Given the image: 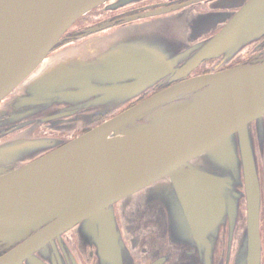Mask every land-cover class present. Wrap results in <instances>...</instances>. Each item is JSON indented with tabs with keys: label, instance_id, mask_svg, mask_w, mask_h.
<instances>
[{
	"label": "water",
	"instance_id": "1",
	"mask_svg": "<svg viewBox=\"0 0 264 264\" xmlns=\"http://www.w3.org/2000/svg\"><path fill=\"white\" fill-rule=\"evenodd\" d=\"M109 1L0 0V124L15 127L0 136L13 133L0 142V243L20 244L0 264H50L57 242L74 259L71 230L88 264H137L134 240L146 251L154 223L177 254L151 264H211L227 222L231 243L242 228L233 264H264V62L188 77L264 33V0L195 46L167 17L55 50ZM100 114L112 117L74 140L35 135Z\"/></svg>",
	"mask_w": 264,
	"mask_h": 264
},
{
	"label": "flooded vegetation",
	"instance_id": "2",
	"mask_svg": "<svg viewBox=\"0 0 264 264\" xmlns=\"http://www.w3.org/2000/svg\"><path fill=\"white\" fill-rule=\"evenodd\" d=\"M248 2H250V0H112L99 7H96L79 18L68 29V31L63 36V43H61L55 50H59L70 45H77L83 42L85 39L91 37L111 35L121 28L167 17H175L179 21L183 34L188 40L189 44L195 46L200 42L216 36L230 23V21H232V19ZM106 6H110V9L105 10ZM205 15H208L209 19L202 20V26L198 29H194V21L198 17ZM205 23L208 24L203 26ZM248 41V44L229 62L228 60L226 61L222 55L210 60H205L200 65V67H198L188 77L216 71L219 72L239 65L262 64L264 62V33L256 38H251ZM173 83L176 82H165L162 85L156 86L154 90L150 91L145 96L134 100L126 108H130L139 101L150 97L165 88H168L169 86L173 85ZM2 106L3 102L0 104V107ZM126 108L122 109L121 112ZM111 117L112 116H109L108 114L96 115L91 128L84 129L83 131L76 129L71 132H59L41 126L35 131V135L59 137L70 141L109 120ZM6 118L7 116H4L3 119L5 120ZM5 126L6 123L0 124V129L3 128V130L0 131V136L15 128H6ZM254 128H256L255 123ZM11 136H13V133L1 138L0 142ZM195 164L199 166L198 163ZM201 167L205 168L209 167V165L206 166L202 164ZM142 196L143 193H140L136 201H132L128 205L133 206V203L134 205H138V202ZM165 204H167V202H165ZM243 206L246 208V203H244ZM135 211L136 209L127 212L130 214V216L132 213H134L135 218ZM147 215L151 217V221H156L152 213H147ZM144 230L146 236L141 240H144L147 243V245L145 244L146 251L137 249L139 244L136 240H134V244H136L137 247L134 248V256L136 258L137 264H151L155 260L164 258L168 253L174 252L177 254V251L174 247L175 245L171 242L170 236L168 234L163 236L161 227L159 225L154 223L147 229L144 228ZM230 232V224L227 222L221 228L220 234L218 236L217 246L215 248L216 253L213 255L211 264H233L235 252L238 246V239L242 232V228H240L238 233L235 234L232 243ZM62 237L64 243L67 245L68 249L72 251L75 258L73 259L72 257L66 255L61 243L57 242L56 247H52L49 251L51 258H45V261H48L50 264H52L51 260L54 259L56 264H60L55 255L57 254L63 257V264H88L78 250L76 235L73 230L65 233ZM156 238L157 242L159 240L160 243H156ZM19 245L20 244L8 246L6 244L0 243V260L7 258L10 253L15 251ZM36 255L39 257L38 253ZM85 255L88 259H92L91 249H86ZM25 262L28 263L27 260H24V263Z\"/></svg>",
	"mask_w": 264,
	"mask_h": 264
},
{
	"label": "rangeland",
	"instance_id": "3",
	"mask_svg": "<svg viewBox=\"0 0 264 264\" xmlns=\"http://www.w3.org/2000/svg\"><path fill=\"white\" fill-rule=\"evenodd\" d=\"M264 220H263V224H262V237H263V241H264Z\"/></svg>",
	"mask_w": 264,
	"mask_h": 264
},
{
	"label": "bare ground",
	"instance_id": "4",
	"mask_svg": "<svg viewBox=\"0 0 264 264\" xmlns=\"http://www.w3.org/2000/svg\"><path fill=\"white\" fill-rule=\"evenodd\" d=\"M260 162H261V157H260Z\"/></svg>",
	"mask_w": 264,
	"mask_h": 264
}]
</instances>
